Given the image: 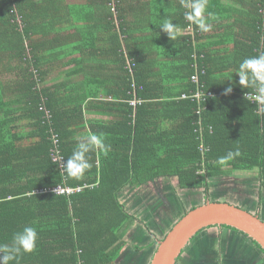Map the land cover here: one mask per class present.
<instances>
[{
    "label": "trees",
    "instance_id": "trees-1",
    "mask_svg": "<svg viewBox=\"0 0 264 264\" xmlns=\"http://www.w3.org/2000/svg\"><path fill=\"white\" fill-rule=\"evenodd\" d=\"M68 1L0 0V76H13L0 80L9 85L0 86V112L30 127L17 138L0 120V153L16 158L0 162V177L25 179L18 198L0 202L24 213L0 215V245L25 226L38 232L35 250L10 264H119L136 222L118 198L128 186L175 178L179 189L207 191L232 172H256L264 184V111L236 74L264 53V0H208L207 32L185 19L181 0ZM229 17L238 29L224 23ZM167 19L175 38L160 29ZM70 65L46 85L51 71ZM86 130L110 150L93 151L85 175L65 179L62 164ZM236 149L240 156L217 163Z\"/></svg>",
    "mask_w": 264,
    "mask_h": 264
},
{
    "label": "rangeland",
    "instance_id": "rangeland-1",
    "mask_svg": "<svg viewBox=\"0 0 264 264\" xmlns=\"http://www.w3.org/2000/svg\"><path fill=\"white\" fill-rule=\"evenodd\" d=\"M217 20L220 21L221 17ZM8 80H13V76ZM259 185L256 172H232L225 177L209 181L207 191L179 189L175 178L157 179L138 189L126 187L119 193L118 198L122 205L125 204L123 205L125 210L134 216L136 222L129 229L126 237L127 247L122 252L118 263L150 264L156 250L155 246L150 245L154 241L159 244L166 237L171 226L177 222L183 211L194 209L205 202L230 203L247 210H253L255 213H257L256 209L260 207L259 212L262 214V192L264 193V189ZM205 235V230H202L193 238V241L196 240V245L193 248L200 247V241ZM135 245L144 249L139 252L135 251ZM228 249V247L225 248V253ZM192 253L193 249L187 250L186 256L189 261L185 256L186 260L181 258L178 264L198 263L193 259Z\"/></svg>",
    "mask_w": 264,
    "mask_h": 264
},
{
    "label": "clouds",
    "instance_id": "clouds-1",
    "mask_svg": "<svg viewBox=\"0 0 264 264\" xmlns=\"http://www.w3.org/2000/svg\"><path fill=\"white\" fill-rule=\"evenodd\" d=\"M181 2L186 9L184 13L186 20L196 24L202 32L211 30V25L206 23V19L213 16L212 13L207 12L208 0H181ZM160 29L167 33L169 38H175L178 31L177 26L173 24L170 19L165 20L160 26ZM236 74L239 77L238 83L240 86L250 87L255 90L254 99L261 106L260 110L264 111V53L244 59L239 64ZM231 91V86L225 89L226 94ZM110 147V145L104 142L102 135L89 131V133L85 137H82L80 142L74 147L66 162L62 164L63 170L66 174L65 179L82 178L92 167L89 154L95 150H100L107 155ZM238 156H240L239 149L229 151L226 155L219 157L217 163L220 165H227L229 161L234 160ZM62 160L63 158H61V161ZM188 212L189 210L186 211V213ZM181 218L182 217H180L179 220ZM197 234L191 238L190 242ZM37 240L38 232L36 228L25 226L21 231L14 234L11 244L0 245V264H10V262L17 260L21 254L33 252L36 248ZM190 242L188 244H190ZM186 246L180 252L175 264H178L180 259L185 257L183 254L186 251ZM184 260H186V258Z\"/></svg>",
    "mask_w": 264,
    "mask_h": 264
},
{
    "label": "crops",
    "instance_id": "crops-1",
    "mask_svg": "<svg viewBox=\"0 0 264 264\" xmlns=\"http://www.w3.org/2000/svg\"><path fill=\"white\" fill-rule=\"evenodd\" d=\"M217 1L218 0H215L212 2H217ZM228 1H229V4H231L230 0H221L222 3L229 5ZM68 2L76 4L77 2L82 3L83 1L70 0ZM239 7L245 8V5L241 3ZM215 18H219V16L216 15ZM230 18L231 17L226 18V21L224 23L227 25H232L233 28L238 29L239 26L233 23L235 21ZM72 68L73 67L70 65L67 67H63L62 69L51 71L45 81L46 85L52 86L54 84H57L60 81V75L66 72H70V71L72 72L74 70V69L72 70ZM74 74H76V72H74ZM77 75L81 76L80 72H78ZM11 76L12 75H9V73L7 75L1 74L0 80L8 81V79H10ZM0 86L8 87L9 85L5 82V83H0ZM16 116H14L13 118L10 117L11 120H8V118H4V111L0 112V120L8 121V124L5 126L6 129L8 128L6 132L7 133L9 132L10 134L12 133L14 134V136H17L18 138L30 132V127L28 126L29 121L25 119L14 120ZM85 116H86V119L101 118L100 116L92 114V113H89ZM86 134H87V130L81 133H78L76 135L77 137L76 139H81L82 137H85ZM20 143L26 144L27 142L23 141V143L22 142ZM1 152L2 153H0V162L4 163L8 160L10 161L16 160V158H13L14 150H1ZM5 179L6 178H3V175H1L0 177V202L3 199L12 200L13 197L18 198L19 195L17 193L18 191L22 189L23 182H25V179H23L24 181H21L22 183H20L16 179H13V180H5ZM262 189H264L263 183H262ZM7 191H9V194L6 193ZM25 196H28V195H25ZM235 206H238V205H235ZM238 207L251 214L258 215L259 218L262 220V222H264V193L263 192H262V214L259 212V210L261 209L260 207L256 209L257 213H255V211L253 210H247L240 206ZM0 209H1V212H0L1 216H4V214L7 213V214H12L13 219L19 218L20 220H23L22 218L24 216V213L21 210L20 206H17L15 203L12 206L4 205ZM204 230H205L206 235L204 238L201 239L199 248H193V246L196 245V240L193 241V239L191 243L188 244L185 248L186 251L193 249L192 257L196 262L198 261V263H195V264H203V263H206V264H264V253L261 252V250L258 247H256L252 243V241L249 240L250 238L248 239V237L246 238L243 235H241V232L237 230L236 231H232L228 229L225 230L220 227H210ZM226 247H228L229 249L225 253ZM186 251L183 254L185 256H186ZM186 258L187 260L189 259L187 256Z\"/></svg>",
    "mask_w": 264,
    "mask_h": 264
},
{
    "label": "water",
    "instance_id": "water-1",
    "mask_svg": "<svg viewBox=\"0 0 264 264\" xmlns=\"http://www.w3.org/2000/svg\"><path fill=\"white\" fill-rule=\"evenodd\" d=\"M230 227L256 242L264 252V222L228 203L205 202L186 213L159 242L150 264H175L191 238L208 227Z\"/></svg>",
    "mask_w": 264,
    "mask_h": 264
},
{
    "label": "built area",
    "instance_id": "built-area-1",
    "mask_svg": "<svg viewBox=\"0 0 264 264\" xmlns=\"http://www.w3.org/2000/svg\"><path fill=\"white\" fill-rule=\"evenodd\" d=\"M254 95H255V93H252V94L245 95V97L248 98V99H250V100H253V101H254V100H255V99H254ZM140 103H141L140 100H132V101L130 102V106H136L137 104H140ZM55 137H56V136H53L52 138L55 139ZM52 159H53L54 161L61 160V159H57L54 155H52ZM54 191L57 192V193L70 194V193H72L74 190H72V189L55 188ZM76 191H78V190H76Z\"/></svg>",
    "mask_w": 264,
    "mask_h": 264
}]
</instances>
